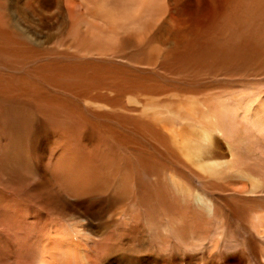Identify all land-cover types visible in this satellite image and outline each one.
<instances>
[{
    "label": "bare ground",
    "instance_id": "1",
    "mask_svg": "<svg viewBox=\"0 0 264 264\" xmlns=\"http://www.w3.org/2000/svg\"><path fill=\"white\" fill-rule=\"evenodd\" d=\"M256 11L264 15L263 0H0V264H157L101 259L94 249L133 199L127 165L126 194L89 204L114 185L95 162L108 143L140 158L186 203L170 224L198 232L232 218L254 238L228 264L264 261V27L251 35ZM27 112L51 134L30 195Z\"/></svg>",
    "mask_w": 264,
    "mask_h": 264
},
{
    "label": "rangeland",
    "instance_id": "2",
    "mask_svg": "<svg viewBox=\"0 0 264 264\" xmlns=\"http://www.w3.org/2000/svg\"><path fill=\"white\" fill-rule=\"evenodd\" d=\"M253 2H255V0H253ZM258 13L257 11L254 12L253 22L251 26V35L257 32H261V29L264 27V15H260L259 13V16ZM256 35L257 34H255L254 36ZM252 45L255 46V43ZM28 113L29 112H27V114ZM29 114L30 115L28 116V118L30 117V120L27 121V124H32L30 129L32 135L30 134V137H28L27 144H25V149H27L28 154L31 155L28 165L32 167L31 170L33 174L29 176L28 181V185L31 188L28 189L26 186V189H28L26 191L27 195H30L33 187L35 186L34 184L41 180V171L45 166L44 164H47L46 162H48V160H43L42 158H40L39 153H41L40 151L42 147L45 146V139L51 137V134L47 135L46 130H43L44 126L39 127L34 124V122L37 123L38 119L33 117V114L31 112ZM83 136V139L93 138L90 133H86ZM139 139L137 138L140 147L143 144L145 145V141L143 139ZM79 140H81V137L79 138ZM153 140L154 138L152 139V141ZM145 152L146 151H144V153ZM149 152L151 153L152 151L148 149L146 155H149ZM99 154L100 157H98V160L95 162L96 164H100L101 166H103L101 178L110 179L113 182L112 185H114L109 191H107V193L100 196H95L94 201L91 200V202H89V204H91L93 207H97V204H105L108 206L115 199H119V197L126 194L121 191V182L123 180V175L125 174L124 169L125 167H127V165L131 167V172L134 175V177L132 178L133 183H129L130 192H128L130 196H133V199L131 203H128V207H126V217L119 221L117 224H112L115 227L113 229H110V232L108 231L106 233L105 239H107V241L104 243L101 250H99L97 246H94V249L97 250V252L99 251L98 256L101 259L105 257L113 258L115 257L114 255H118L121 256L120 258L125 257L128 258V260L136 263L143 260L153 262L155 261L157 264H167L168 260L166 261V259H168V257H171V260L174 264H204L206 258H209L211 261H213L214 264H228V261L230 263V260L238 259L237 257L239 256V250H246L248 254V249L254 238V235L248 233V231H245L237 221L231 218L233 225L225 227L222 217L219 216L217 220L213 219V222L208 220V224H206L208 228L206 229H198L200 228L198 226V228L196 229H198L199 233L192 230L193 228L191 227H189L190 229L185 228L184 230H181L180 228H178V226H175L168 222V216L174 213V211H181L187 205L183 201H175L176 198L171 196V186L168 185V181H164V183H166L163 185V188L159 187L154 176H152L150 173H147V171L141 167L140 158L136 159L133 156L129 155V153H125L119 150V148L116 147L113 143H108V145L106 147H102V149L100 147ZM33 155H36V157ZM117 155L118 157L119 155H123L122 161H120V164L117 165V168H113L112 163H117ZM127 156H130V158L127 159ZM157 163L160 165L162 161H157ZM50 169L51 165L50 167L48 165L47 170L50 171ZM56 195L58 194L56 193ZM57 197L58 200L61 201V203L64 205L63 200H61L59 196ZM159 200L169 202L170 208L168 207V204H162L163 207L167 209L166 212L164 211V208L161 206V204H159ZM103 214H106V217L108 216L107 212H104ZM100 216H102V214H95V216L93 217L94 222H103L104 219H102ZM108 217L110 218L111 216L109 215ZM134 218H136L137 222L134 220ZM217 225H219L220 229L219 227H217ZM129 233L131 234V236L128 237L127 234ZM182 239H185L187 242H189L187 244H190L194 248L186 249L185 245H183ZM181 241L182 243H180ZM257 242L259 243V246L261 248L260 250L264 252V240H258ZM76 243H80V240L78 238H76ZM201 243H205L203 246L201 245L202 248L201 246H199ZM212 243H219V249H210V244ZM196 250L200 251L196 252ZM248 257L249 258L246 264H264V261H260L259 258H254L249 255ZM188 260L190 261L187 262Z\"/></svg>",
    "mask_w": 264,
    "mask_h": 264
}]
</instances>
